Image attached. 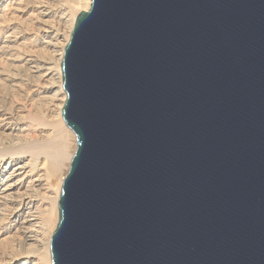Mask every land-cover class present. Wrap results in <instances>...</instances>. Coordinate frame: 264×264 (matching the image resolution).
<instances>
[{
  "label": "water",
  "instance_id": "95a60500",
  "mask_svg": "<svg viewBox=\"0 0 264 264\" xmlns=\"http://www.w3.org/2000/svg\"><path fill=\"white\" fill-rule=\"evenodd\" d=\"M61 67L53 264H264V0H92Z\"/></svg>",
  "mask_w": 264,
  "mask_h": 264
},
{
  "label": "bare ground",
  "instance_id": "6f19581e",
  "mask_svg": "<svg viewBox=\"0 0 264 264\" xmlns=\"http://www.w3.org/2000/svg\"><path fill=\"white\" fill-rule=\"evenodd\" d=\"M91 3L0 0V264H53L59 198L78 144L62 115L61 64Z\"/></svg>",
  "mask_w": 264,
  "mask_h": 264
},
{
  "label": "rangeland",
  "instance_id": "374dc122",
  "mask_svg": "<svg viewBox=\"0 0 264 264\" xmlns=\"http://www.w3.org/2000/svg\"><path fill=\"white\" fill-rule=\"evenodd\" d=\"M43 50V51H42ZM44 49L41 47V49L40 50H38V54L40 55V56H42L41 55V52H43V54H44ZM40 52V53H39ZM39 55H38V58L40 59V57H39ZM44 56V55H43ZM40 60H42V57H41V59ZM43 100V99H42Z\"/></svg>",
  "mask_w": 264,
  "mask_h": 264
}]
</instances>
